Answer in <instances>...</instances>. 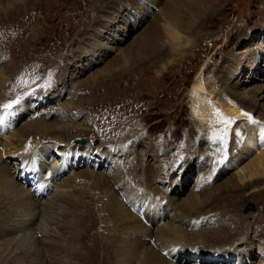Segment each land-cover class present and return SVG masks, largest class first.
I'll use <instances>...</instances> for the list:
<instances>
[{
    "label": "rangeland",
    "instance_id": "374dc122",
    "mask_svg": "<svg viewBox=\"0 0 264 264\" xmlns=\"http://www.w3.org/2000/svg\"><path fill=\"white\" fill-rule=\"evenodd\" d=\"M108 1L35 0L15 14L0 15V58L7 67H10L7 70L14 72L12 77L5 81L1 87L0 105L3 107L4 104L16 100L17 97L23 99L34 94H38L41 99L48 97L47 100L50 102L44 105H39L40 102L35 99L31 101V104L34 105L33 109L36 107L37 111L23 115L15 129L24 127V124L33 119L45 118L49 124H54L51 126V128L54 127L53 130L61 134L68 132L67 135H71L73 138H70L71 144H75L81 149L91 148L96 151L93 153L89 167L84 166L85 169L81 165L74 172L66 170L57 184L73 177V173H77V170L108 174L109 169L115 167L114 161L109 166L105 163L104 167H100L98 166L100 154H110L115 158V153L117 155L123 151L124 157L120 155L121 157L118 156L116 159L120 157V160L117 159L119 171L123 172L122 175L128 187L142 193L140 186L146 183L143 189L155 199H165L168 194L172 193L175 201L178 202L191 192L193 193L192 190L198 191L199 187H196V184L198 177L201 176L197 172L198 166L203 165L204 162L210 163V161L211 166L214 161L217 163L226 162L229 156L236 152V144L240 143L239 135L237 136L236 132H233L234 140L231 144L230 137H228L229 142L221 144L219 137L209 138L206 136L208 133L206 128H210L208 125L198 127L199 123L190 109L193 82L198 76L202 77L205 83L206 91H202V96L205 98L207 96V105H214L212 109L216 108V114L223 116V119H229L232 127L247 125L250 118L253 122L255 121L254 123L264 125V100H259V111L253 110L252 112L242 109L244 116L240 119H233V115L231 117L228 114L225 115V110L219 105L227 104L230 101L236 107L238 98L247 97L255 87L264 84V0H205L203 6H200L202 14L196 19V30L191 35H187L191 42L184 46L182 55L174 57L172 62L157 63L155 61L156 64L148 67L150 60H147L146 55L141 53L138 55L141 65L137 68H130L127 63L121 60L123 58H119V60L117 58L121 56V50L133 44V40L150 24L153 16L160 14L158 12L160 7L155 8L151 5L150 16L146 17L140 11V7H142L140 4L143 0H134V2L133 0H123L128 8L123 10L121 19L117 22L109 21L107 33L102 32L104 36L95 37L83 33L86 26L90 25L92 18H97L100 15L97 12L100 9L103 10ZM2 2L0 0V5L4 6L6 3ZM143 4H145L144 6L150 5L147 1H143ZM93 10L94 12H92ZM131 17L141 18L143 21L138 28L133 30L131 26H127L129 32L122 35L118 29H124L126 25L123 22L130 20ZM107 23L108 20H104L101 24L106 25ZM116 39H119L120 42H115ZM98 44L103 46L102 48L107 53L104 58L99 57L97 60L95 57L90 61L89 54ZM107 45L110 47L113 45V50H108ZM77 53L84 56L80 62L73 58ZM228 58L233 59L234 62H240L243 68L240 65L236 66L237 70L242 69V72L238 79L235 78V82L224 83L222 74L225 69L228 70L225 63ZM115 61L118 63L116 64ZM228 68L230 67L228 66ZM101 75L108 76L103 78L101 84L96 81L99 85L92 83V80H96ZM86 80L90 83L87 86L84 85L86 82L83 83ZM238 80L239 83H237ZM241 81H244L246 86H241ZM62 82H66V87H62ZM235 83L238 84V88L234 87ZM94 84L98 88H93ZM210 90H213L211 95ZM229 92L234 99L231 97L226 99ZM235 92L236 94H234ZM43 102L46 103V100ZM219 108L222 111L218 110ZM49 113L50 116H48ZM62 113L67 114L69 120L56 121L54 115ZM245 113L249 115H245ZM207 119L210 121L209 118ZM207 119L204 120L209 122ZM47 128L49 129L50 126ZM204 135L209 138V143L201 145L199 141L204 138ZM77 138L85 140L83 146L76 144ZM36 139L40 138L36 136ZM2 141L3 137L0 142ZM57 142L58 140L55 138L48 143L44 141L48 147H54ZM28 148L25 147L24 151ZM57 148L56 146L53 151L55 152ZM3 150L1 151L0 147V151L3 153L1 161L6 162L13 173L25 171L24 165H20V160L17 161L11 155L4 156ZM148 150L154 151L157 162L164 170L161 172L162 175L170 174L171 181L159 179V182L152 185L149 179L144 180L146 170L141 165L140 159H146L144 156ZM252 152L247 154V157L244 156L237 166L230 165L216 181L213 180L218 174V169H214L212 166L208 173L211 176L207 172H203L209 176L208 180L206 179L209 184L203 190H199L200 194L206 198L218 195L221 185L231 177L234 179L237 171L246 165L258 150ZM53 158L61 162L59 155L54 154ZM52 159L48 161L52 162L51 166ZM138 159L139 161H137ZM187 161H189L188 164ZM152 163L153 161L150 162L151 165ZM222 166L223 163L220 168ZM97 167L99 168L97 169ZM162 175L160 177H163ZM139 176L143 178L139 180ZM31 177L32 175L27 173L28 184L29 181H32ZM34 183L30 184L34 187ZM258 187L245 193L240 200H235L237 202H231V206L226 207L223 201L216 203L213 207L211 205L212 212L207 216V218L210 217V224L203 226L200 230L212 231L218 228L226 232V237L230 233V236L236 237L240 242L252 243L253 254H257L253 259V264H264V253L259 249V246L264 249V186ZM172 188H174L173 192H171ZM114 189H117L116 186ZM59 191L62 192V189ZM54 193H57L56 184L51 187L48 194L43 196L44 198L42 197L43 201L53 199ZM122 199L125 202V199ZM103 201L99 203L102 204ZM164 202L165 200L162 204ZM246 203H252L254 211L243 213ZM59 205L61 207L59 212L66 210L65 204L59 203ZM96 207L101 206L97 205ZM0 210L8 211L2 206H0ZM171 211L169 210V217ZM228 212L237 218L229 220L230 216L226 215ZM167 220L168 218L161 222L164 223ZM68 221L70 224H74L73 219L69 218ZM204 222L206 223V219ZM43 223L48 234L46 233L39 240L48 241L49 236L58 238L60 230L50 226L49 221L44 220ZM143 223L145 224V222ZM153 223L158 226L160 222L155 220ZM209 226L211 228H208ZM68 232H70L68 229L61 230V238H64V234L67 236ZM97 233L99 239L103 240L105 232L98 230ZM250 235L254 237H252L253 242L247 240ZM40 236L39 233L34 234L35 238ZM56 243L59 244V242ZM151 243V247L156 249L153 240ZM240 244L241 246H239ZM61 245L64 246V244ZM232 245L227 249L234 253L245 251L246 246L243 243ZM198 247L210 249L207 244L198 245ZM196 249L197 246L194 249L195 252ZM194 251L191 250L190 254L192 255ZM211 259L223 261L219 257ZM226 260H231L232 264L234 258L229 257ZM194 261L195 258L192 255L187 264H200L199 261ZM74 263L83 264L78 260ZM177 264L183 263L177 261Z\"/></svg>",
    "mask_w": 264,
    "mask_h": 264
},
{
    "label": "bare ground",
    "instance_id": "6f19581e",
    "mask_svg": "<svg viewBox=\"0 0 264 264\" xmlns=\"http://www.w3.org/2000/svg\"><path fill=\"white\" fill-rule=\"evenodd\" d=\"M2 1L6 4L4 6L0 5V15L7 16L15 14L23 7L26 8L27 5L32 4L35 0ZM143 1H147L150 5L144 6ZM143 1L142 4L139 3L142 6L140 7V11L143 12L142 15L150 16L151 5L155 8L160 7L158 11L160 14L153 16L150 24L133 40L132 45L121 50V56L117 59L123 58L121 60L127 63L130 68H137L141 65L138 59V55L141 53L146 55L147 60H150L148 67H152L156 62H172L174 57L181 56L184 46L191 42L187 35H191L196 30V19L202 14V7L200 8V6H203L205 2V0ZM200 3L201 5H199ZM127 8L128 6L124 4L123 0H109L105 8L97 12L100 15L97 18H92L90 25L86 26L83 33L94 35L95 37L104 36L102 32L105 31L107 33L109 21L117 22L121 19L123 10L125 11ZM104 20H108L106 25L101 24ZM142 21L141 18L131 17L130 20L123 22L126 25L124 29H118V31L122 35H126L129 32L127 26H131L133 30L138 28ZM118 40L114 41L120 42ZM95 47L89 54L91 57L90 61L95 57L97 60L99 57L104 58L107 53L102 48L103 46L98 44ZM106 48L113 50V45L111 47L107 45ZM83 57L81 53L73 56L78 62ZM115 62L116 64L118 63V61ZM225 63L228 70L225 69L222 74L223 82H235V78L238 79L239 74L242 72V69L238 71L236 68V66H241L240 62L237 63L233 59L228 58ZM255 64L257 65L256 62ZM9 68L0 58V91L4 82L9 80L14 73L12 70H7ZM106 76L101 75L96 80H92V83L99 82L101 84ZM84 82H86L84 84L86 86L90 84L87 80ZM99 83L97 84L99 85ZM237 83H239V80ZM237 83L234 84L236 88H238ZM62 85V87H66V82H62ZM240 85L244 86V81H241ZM96 87L97 85L93 88ZM263 87L264 84L254 89L252 88V94L238 98L236 107L230 101L228 102L229 105L227 102V104L221 103L219 105L225 110V115L228 114L230 117L233 115V119H240L244 116L242 109L252 112L253 110L255 112L259 111V100H264ZM202 91H206L205 83L202 77L198 76L193 82L190 95V109L199 123L198 127L208 125L210 128H206V131H208L206 136L209 138L219 137L221 144H225L228 141V137H230L231 144L234 140L233 132H236L237 136L239 135L238 140L240 142L235 146L236 152L230 153L231 155L226 162H213L212 166L214 169H218V174L213 181L220 178V175L225 173L230 165L237 166L244 156L247 157V154H251L252 151L256 150L258 152L246 165L237 171L234 179L231 177L221 185L220 191L218 190L219 194L213 198H206L199 191L208 186L209 183L206 179L211 176L208 174L212 168L210 165L211 161L210 163L204 162L203 165L197 167L198 175H201L198 177L196 184V187H199L198 191L192 190L193 193L191 192L184 199L178 200V202L175 201L172 193L168 194L165 199H155L143 189L146 183L144 185L141 184L142 182L140 183V191L142 189V193L128 187L122 175L123 172L120 173L119 171L117 160L121 157L120 155L123 156V151L117 152V155L115 153V158L110 156V154H100L98 159L100 164L98 166L104 167L105 163L109 166L114 161L115 167L111 168V170L109 169L110 172L108 171V174L77 170V173H73V177L57 184V181L64 175L66 170L69 169L74 172L81 165L89 167L93 153H96V151L91 148L81 149L77 145L71 144V135H67L68 132L67 134H61L53 130L52 128L54 127L51 128V126H54V124H49L48 121H45V118L33 119L31 122L24 124V127L15 129L23 115L37 111L36 107L33 109L34 105L31 104V101L35 99L40 102L39 105H44L50 102V100H47L48 97L41 99L38 94L24 97L12 109H4L0 105V140L3 137L4 141L0 142L1 151L4 149V156L11 155L17 161L20 160V165H24L23 169H25V171L13 173L7 163L1 161L3 153L0 151V206L7 208L9 211L2 212L0 210V264H75L74 261L76 260L83 264H177V261L187 264L192 255L195 258L194 262L199 261L200 264H231V260H226L229 257L234 258L232 264H236V262L238 264H253V259L257 254H253L254 247L251 246L252 243L240 242L236 237L230 236V233L226 237V232L222 229L216 228L212 231L208 229L201 231L200 228L210 224V217L207 218V216L212 212L211 205L213 207L216 203L223 201L226 207L231 206V202H237L235 200H240L245 193L252 189L254 190L258 186H264V125L254 123L255 121L253 122L251 118L250 124L240 127H236V125L232 127L231 123L226 124L223 116L216 114V108L212 109L214 105H207V96L206 98L202 96ZM209 93L211 95L213 90H210ZM229 97L233 98L230 92L226 95V99H229ZM44 100H46V103L43 102ZM222 109L219 108L218 110L222 111ZM211 114L212 117H210ZM48 116H50V113ZM54 116L56 121L69 120L68 115L65 113ZM205 118H209L210 121L208 119L209 122L205 121ZM70 121L72 120L70 119ZM49 126L50 128L48 129L47 127ZM212 133L214 134L211 135ZM36 136L40 139H36ZM206 136L204 135V138L199 141L201 145L209 143V138ZM220 136L223 139H220ZM53 137L58 140L57 144H54V147L46 146L44 141L48 143L51 139H54ZM51 145L53 144L51 143ZM78 145L83 146V144ZM56 146L58 147L56 149L57 152H54L53 149ZM25 147H29L28 150L26 149L27 152H25L26 150L24 151ZM153 152L148 150L144 156L146 159H140L141 165L146 170L145 175L147 178L144 177V180L149 179L152 185L159 182V179L171 181L170 174L168 175V173L164 172L166 174L162 175L163 173L161 172L164 170L157 162V156ZM54 154L56 156L59 155L61 162L53 158ZM118 156L120 157L116 159ZM50 159L53 161L52 166V162H48ZM152 161L151 165L150 162ZM188 163L189 161H187ZM222 163L223 166L220 168ZM187 169L189 170V168ZM205 169L208 170L205 171ZM28 171L32 175V181L35 180L34 187L33 185L31 187L27 186ZM203 172H207L209 176ZM160 174L163 177H160ZM141 178L143 177L141 176ZM55 184L57 193H54L53 199L43 201L42 197L48 194L51 191V187ZM114 186H116V190ZM170 186L172 185L170 184ZM174 188H172L171 192H173ZM60 189H62V192L59 191ZM122 198L125 199V202ZM102 200H104L103 203H99ZM163 200H165L164 204H162ZM59 203L65 204V211L59 212L61 210ZM97 205L101 207L97 208ZM169 210H172L170 217L168 214ZM226 215L230 216L229 220L235 217L230 212ZM69 218L74 220V224L69 223ZM166 218L168 220L162 223L161 221ZM204 219H206V223ZM44 220L49 221L50 226L60 230L59 239L49 236V242L47 240H39L47 233L43 223ZM155 220L160 222L158 226L153 223ZM8 222L12 223L9 224ZM149 226H152V228H149ZM208 228H211V226ZM66 229L70 230V232L67 233V236L64 234V238H61V230ZM98 230L105 232L103 240L99 239ZM37 233L41 234L39 238L34 237V234ZM252 237L250 235L247 240L253 242L254 237ZM152 240L156 249L150 245ZM56 242H59L60 245ZM239 243H243L246 246V248L243 246L245 251L235 252V254L230 249H227L228 246ZM61 244H64V246ZM206 244L210 246V249L198 247V245L204 246ZM187 246L190 247L187 248ZM259 249L264 253V249L261 246H259ZM191 250L194 251L192 255L190 254ZM213 257L222 258L223 261L211 259ZM63 259L65 261H62Z\"/></svg>",
    "mask_w": 264,
    "mask_h": 264
},
{
    "label": "snow or ice",
    "instance_id": "6c2138e0",
    "mask_svg": "<svg viewBox=\"0 0 264 264\" xmlns=\"http://www.w3.org/2000/svg\"><path fill=\"white\" fill-rule=\"evenodd\" d=\"M20 100H21V97H17L16 100H14V101H12V102H10V103L4 104V105H3V108H4V109H12L13 106H14L15 104H19V103H20ZM245 115H249V114L245 113ZM224 122H225L226 124H227V123H231V121L228 120V119H225ZM220 139H223V137H220Z\"/></svg>",
    "mask_w": 264,
    "mask_h": 264
},
{
    "label": "water",
    "instance_id": "95a60500",
    "mask_svg": "<svg viewBox=\"0 0 264 264\" xmlns=\"http://www.w3.org/2000/svg\"><path fill=\"white\" fill-rule=\"evenodd\" d=\"M76 142L78 143H83L84 140L81 139V138H77L76 139ZM251 211H254V207H253V204L252 203H246L244 209H243V213H248V212H251Z\"/></svg>",
    "mask_w": 264,
    "mask_h": 264
}]
</instances>
